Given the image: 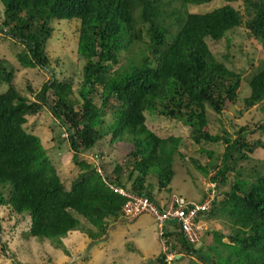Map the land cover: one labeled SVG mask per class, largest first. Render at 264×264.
I'll use <instances>...</instances> for the list:
<instances>
[{"label": "trees", "instance_id": "16d2710c", "mask_svg": "<svg viewBox=\"0 0 264 264\" xmlns=\"http://www.w3.org/2000/svg\"><path fill=\"white\" fill-rule=\"evenodd\" d=\"M0 1L4 7L0 33L23 46L16 53L20 68L51 73L39 89L27 85L31 98L15 85L17 69L0 59V85H7L0 92V208L28 215V235L63 246L62 238L72 230L80 229L95 240L105 235L112 221L129 219L123 211L129 198L112 186L161 207L153 188L170 190L182 137L152 131L147 114L156 113L185 124L193 143H224L219 165L209 169L193 160L214 183L213 191L234 174L221 199L214 195L210 208L194 218L198 225L205 218L222 219L228 231L199 230L198 240L192 242L181 222L169 218L163 224L169 221L171 227L160 233L167 248L156 262L168 264L167 254L176 242L192 257L190 264H198L193 258L204 264H264V159L256 158L258 166L253 163L249 169L238 163L251 159L264 143L248 138L254 131L248 132V126H240L234 136L212 133L206 108L220 113L235 103L242 77L215 58L208 41L226 39L229 48L227 33L244 25L264 49V0H241L242 11L231 4L235 0H225L204 12L189 11L188 6L213 0ZM63 19L78 22L75 49L83 65L77 98L72 81L58 78L47 52L56 29L53 22ZM260 65L249 79L250 94L243 103L260 104L264 110V59ZM45 107L73 160L97 148L99 163L76 161L78 179L69 189L40 137L25 127L28 117ZM257 128L264 134V121ZM103 140L112 147L127 144L111 169L101 160L98 147ZM202 150L209 158L213 154ZM207 234L212 236L209 241Z\"/></svg>", "mask_w": 264, "mask_h": 264}, {"label": "rangeland", "instance_id": "374dc122", "mask_svg": "<svg viewBox=\"0 0 264 264\" xmlns=\"http://www.w3.org/2000/svg\"><path fill=\"white\" fill-rule=\"evenodd\" d=\"M227 3L225 0H213L209 3L190 4L189 11L204 12ZM236 8L243 10L241 0L231 2ZM177 5V3H174ZM4 7L0 1V22L3 18ZM56 29L48 40L47 52L50 56L51 67H53L59 79L66 78L73 83L74 97H78L82 74L83 60L76 53V28L78 22L72 20H55ZM229 48L226 39L220 42L208 41L209 47L215 58L226 64L232 70L240 72L241 84L238 89V97L235 103L230 104L224 111L217 113L210 106L207 108L209 129L212 133H223L226 131L231 136L240 126H248L246 129L253 131L248 134L249 139H260L264 143V134L257 128V123L264 121V110L259 105L246 107L243 103L245 97L250 94L249 79L260 68V61L264 59V49L260 43L248 34L244 25L234 28L227 33ZM147 39V38H145ZM23 48L21 43L10 39L0 33V59L4 58L17 70L14 82L19 91L26 96L34 97L27 90L31 84L34 89H39L44 81L51 77L48 70L20 68L16 62V53ZM228 56V57H227ZM7 85H0V92ZM98 101V100H97ZM77 107V105H76ZM50 111L43 108L36 116H29L25 127L29 132L38 135L43 146L55 166L61 181L66 189L72 182L78 179L79 168L76 161L84 159L94 164L99 163L97 148L94 151L81 153L77 160H73L72 151L68 142L59 140L58 128L52 127ZM147 126L159 136L169 135L181 136L179 154L174 158L175 174L170 183L169 191H157L154 186L153 192L156 199L161 203L168 199L171 194L180 195L185 201L201 203L206 194L213 193L221 199L224 191L228 190L233 181L234 174L230 173L224 185L213 191L214 183L210 182L208 176H203L196 168L194 159H198L202 165L211 169L212 165L221 163L224 143L192 142L190 129L182 122L165 118L159 114H147ZM61 137H65L62 134ZM125 143H119L116 147L109 146L103 140L98 149L102 151V162L107 163L111 169L114 161L122 156V150L126 148ZM202 149L212 151L209 158L208 153ZM252 158L248 161H239L245 169H249L253 163L258 166L255 159H264V148H258ZM214 172L211 170L210 174ZM246 174V172H244ZM222 219L205 218L199 228L219 230L227 232L228 228ZM30 218L28 215H19L11 212L8 207L0 208V264H158L156 258L161 251L166 250V244L160 236L163 227H171L169 221L165 222L160 229L159 221L150 213H142L130 216L129 219L120 217L110 223L102 238L91 239L80 229L72 230L62 238L63 246H58L52 239H39L28 235ZM200 232V233H202ZM207 240L211 234H207ZM201 239V238H200ZM196 246L201 245V241ZM227 240V238H224ZM175 249L167 254L168 264H190L192 257L183 253L180 246L175 242ZM178 252L182 253L179 255ZM198 264H204L197 258H193Z\"/></svg>", "mask_w": 264, "mask_h": 264}, {"label": "built area", "instance_id": "2783aa9c", "mask_svg": "<svg viewBox=\"0 0 264 264\" xmlns=\"http://www.w3.org/2000/svg\"><path fill=\"white\" fill-rule=\"evenodd\" d=\"M112 188L129 198L123 206V211L128 218L131 215L134 216L148 212L156 217L160 225L169 218H176L181 222V227L192 242L198 240V231L201 230L199 225L195 223L194 218L198 211L208 210L214 198L213 193H207L206 199L202 203H195L193 201H185L180 195L171 194L170 198L161 204V207H157L147 198L134 196L122 188L115 186H112ZM189 204L193 205V207L186 212L185 209Z\"/></svg>", "mask_w": 264, "mask_h": 264}, {"label": "clouds", "instance_id": "9594fccd", "mask_svg": "<svg viewBox=\"0 0 264 264\" xmlns=\"http://www.w3.org/2000/svg\"><path fill=\"white\" fill-rule=\"evenodd\" d=\"M171 196V195H170ZM170 198V197H169ZM163 203L166 202V201H162ZM162 203V204H163ZM202 203V202H201ZM162 228V225H160V229ZM160 233H161V230H160ZM180 255V254H179Z\"/></svg>", "mask_w": 264, "mask_h": 264}, {"label": "water", "instance_id": "95a60500", "mask_svg": "<svg viewBox=\"0 0 264 264\" xmlns=\"http://www.w3.org/2000/svg\"><path fill=\"white\" fill-rule=\"evenodd\" d=\"M177 256H180V255H177Z\"/></svg>", "mask_w": 264, "mask_h": 264}]
</instances>
